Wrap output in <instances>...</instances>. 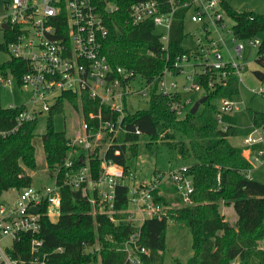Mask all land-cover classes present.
<instances>
[{
	"label": "trees",
	"instance_id": "16d2710c",
	"mask_svg": "<svg viewBox=\"0 0 264 264\" xmlns=\"http://www.w3.org/2000/svg\"><path fill=\"white\" fill-rule=\"evenodd\" d=\"M136 1L94 0L104 14L108 28L103 52L113 69L124 67L154 79L162 74L166 66L171 68L177 56L187 53L182 46L186 38V9H180L174 17L167 59L162 52L160 31L152 22L132 26L128 21L129 8ZM107 3L114 4L118 9L107 13ZM222 5L234 21L233 29L238 39L262 37L255 61L259 69L264 71V15L238 12L225 1ZM3 49L6 51L5 47ZM148 53H153L154 57ZM27 71L28 64L15 58H10L0 66V75L7 76L10 73L18 81ZM199 79L203 86L200 99L205 98L202 109L196 114H191L190 109L183 118L170 109V103L181 97L171 99L158 94L156 83L148 109L128 113L125 118V127L129 132L120 134L116 139L121 145L114 144L107 149L110 136L105 135L101 144L89 153L92 177L97 179L100 175L104 154L128 173L132 161L139 155L142 137L149 139L145 147L150 149L159 140L163 139L168 144L175 139L176 133L180 134L188 142H180L179 152L185 160H194L188 166V174L193 178L195 189L193 204L180 205L181 199L173 186V200L167 199L164 194L159 195V190L154 193L156 202L173 209L169 211L168 218L148 219L142 225L140 245L146 248L147 254L140 255L141 264H164L166 230L170 221L187 225L192 234L193 256L187 263L177 264H264V249L259 247V242L264 239V183L249 177L252 164L244 158L243 149L233 147L229 141L236 133L232 115L225 117V121L230 123L227 131L220 129L215 119L219 110L215 101L237 96L240 93L238 81L233 74L222 78L215 71ZM66 102L74 109L81 110L86 121L96 126V120L88 118L90 112L99 110L96 100L84 96L81 105L77 95L66 92L51 108L42 144L48 169L56 172V180L60 185L61 214L56 222L50 221L48 205L42 203L39 209L41 232L37 237L43 241V246L38 252H32L33 238L29 233H24L8 253L17 264H131L123 249L124 243L135 231V227L125 221L124 211L129 207L128 188H117L115 222L108 215L98 212L100 205L90 203L85 185L78 190L64 185L66 174L85 164L75 159L72 168L64 167L65 159L72 150L69 146L71 138L66 132L54 129L52 116L63 112ZM20 111V108L0 106V129L14 127ZM102 112L105 118H118L117 114L110 116L105 108ZM247 113L251 127L264 130V113L252 110H247ZM37 126L38 120L25 122L17 131L0 139V197L11 189L20 191L32 185V177L26 170L36 167L33 138ZM136 127L140 129L141 135L133 132ZM76 149L85 159L82 148L79 146ZM117 150L119 154L115 153ZM222 204L233 205L237 214L234 225L221 211ZM95 246L97 248L88 251Z\"/></svg>",
	"mask_w": 264,
	"mask_h": 264
},
{
	"label": "built area",
	"instance_id": "2783aa9c",
	"mask_svg": "<svg viewBox=\"0 0 264 264\" xmlns=\"http://www.w3.org/2000/svg\"><path fill=\"white\" fill-rule=\"evenodd\" d=\"M224 0H138L129 8V22L132 26L152 22L160 31L162 52L169 59V34L176 13L186 9L185 19L195 25V46L175 58L173 66H166L162 74L148 79L133 70L124 67L112 68L103 52V43L108 36V28L104 14L94 0H7L6 14L0 18V33L4 36V44L10 58L25 61L28 71L22 75L18 85L30 92L29 100L21 105H8L9 109L20 108L15 126L9 130L0 129V139L9 136L29 121L38 120L40 116L49 114L63 93L77 95L82 105L84 96L99 103L97 112L88 114L89 120H96L92 126L86 119L82 122V132L69 141L72 150L65 159L64 167L72 168L75 159L84 161L78 170L68 172L64 185L78 190L85 185L91 204H98L99 213L106 214L112 221L115 218V201L118 186L128 188L129 207L124 211L125 221L135 227L123 245L127 253V261L141 264L142 254H147L145 247L140 245L141 227L148 219L168 218L171 206L156 202L154 193L162 185L175 187L181 199L180 205L193 204L192 195L195 191L193 178L188 174V166L169 172L157 174L149 179L138 180L130 169L128 173L104 154L100 164V175L92 177L89 165V153L101 144L105 135H109L107 149L114 144L121 145L116 139L122 133H128L125 118L131 112L128 100H146L149 104L151 92L157 83V93L180 100L170 103L171 111L179 118L188 112L187 105L192 100H185L183 95H197L203 92L200 77L215 71L220 77L226 78L233 74L240 86L243 66L238 62L246 48L245 42L234 33V21L223 8ZM118 8L114 4H106V12L112 13ZM7 25V29L4 26ZM188 34H186V37ZM251 47H259L258 37L248 39ZM231 44L232 46H229ZM231 47V48H230ZM224 50L227 51L226 57ZM154 57L153 53H148ZM221 74V75H220ZM183 81H180V78ZM140 81V82H139ZM11 80L0 76V84L9 88ZM140 83L141 87L137 85ZM213 82H211V85ZM254 94L264 96V88L257 89ZM243 101L221 99L220 108L215 119L223 131H227L230 123L225 117L243 105ZM109 115L117 114L116 120L105 118L102 109ZM95 128L97 129L94 132ZM141 135L136 127L133 131ZM243 156L258 162L264 157V130L251 127L244 137ZM81 147L85 159L81 158ZM260 147L256 156H252V148ZM119 154V150L115 152ZM58 172V171H57ZM169 181L170 184L167 182ZM171 186V188H172ZM12 203L0 202V264H17L8 251L13 249L20 236L29 233L32 252H38L43 241L37 236L41 232L40 205H48L47 215L56 222L61 214V192L56 176L53 184L48 187L32 186L17 191ZM37 206V213L31 208ZM97 212V210H95ZM9 239L10 243H5Z\"/></svg>",
	"mask_w": 264,
	"mask_h": 264
},
{
	"label": "rangeland",
	"instance_id": "374dc122",
	"mask_svg": "<svg viewBox=\"0 0 264 264\" xmlns=\"http://www.w3.org/2000/svg\"><path fill=\"white\" fill-rule=\"evenodd\" d=\"M227 3L237 10L238 12H254L256 14L264 15V0H226ZM5 2L7 0H0V18L6 14ZM195 25L185 19V34L188 36L184 39L182 46L184 49H191L195 46L196 37L190 36L195 31ZM262 41V37L258 36ZM4 36L0 33V46L4 44ZM245 42V50L242 58L239 59V63L243 66L242 78L244 84H240V93L234 97L237 101H243V105L238 109L232 111V117L236 125V133L233 137H230L229 141L235 148L245 149L244 137L248 128L251 127V122L248 117L247 110L264 113V96L254 94L259 88H264V82L259 81L254 72L260 70L256 64V57L258 53L257 47H251L247 40H241ZM229 46H232L229 44ZM231 48V47H230ZM226 57H228L227 51L224 50ZM10 59V55L7 51L0 47V66L6 63ZM4 76V75H0ZM8 79L11 80L9 88H4L0 84V106L7 108L8 105L14 103L21 105L30 98V92L28 89H24L18 85V81L12 74H7ZM183 81V78H180ZM140 82V81H139ZM140 83H137L139 85ZM141 87V85H139ZM202 93L197 95H183L185 100H192V104L187 105L189 111L198 99H200ZM218 109L220 108V100L215 101ZM130 105V111L135 112L137 110H146L149 104L146 100H128ZM202 109L200 105L198 111ZM49 114H44L38 119V126L33 138V144L35 146L36 167L35 169H27L26 172L32 177V187L42 188L51 186L55 180L56 172H50L48 169L45 152L42 144V137L47 131V122ZM83 115L81 110L78 111L68 102L65 103V109L63 112H57L53 114L52 120L54 129L58 132H66L70 138L76 136L77 133L82 132ZM149 139L142 137L140 140V151L138 157L132 161L131 170L135 174L138 180L149 179L157 174H168L174 170L181 168L182 166L191 165L194 160H185L179 152L178 146L180 142H188V139L176 133L175 139L170 141L159 140L157 144H153V148L147 149L145 147L146 142ZM174 146V147H173ZM258 147L252 148V156L257 155ZM253 166L249 172V177L258 182L264 183V157H260L258 162L250 160ZM169 184L170 182L167 181ZM170 185H162L160 190L167 199H175L173 190ZM17 197V192L11 189L4 192L0 197V202L8 204L12 203ZM221 211L226 215L230 224L234 225L237 221V214L232 204L221 205ZM5 243H10L9 239H5ZM259 247L264 249V239L259 242ZM97 248L95 246L94 250ZM193 256L192 249V234L187 225L176 224L173 221L168 223L166 230V248L164 251V264H177L178 262L187 263Z\"/></svg>",
	"mask_w": 264,
	"mask_h": 264
},
{
	"label": "water",
	"instance_id": "95a60500",
	"mask_svg": "<svg viewBox=\"0 0 264 264\" xmlns=\"http://www.w3.org/2000/svg\"><path fill=\"white\" fill-rule=\"evenodd\" d=\"M5 29H7V25L4 26ZM254 76L261 82H264V71L262 70H257L254 72ZM205 101V98H201V99H198V101L195 102V104L193 105V107L191 108V111L190 113L191 114H196L200 105ZM37 210H38V207L37 206H34L31 208V212L33 213H37Z\"/></svg>",
	"mask_w": 264,
	"mask_h": 264
},
{
	"label": "crops",
	"instance_id": "0c3cea01",
	"mask_svg": "<svg viewBox=\"0 0 264 264\" xmlns=\"http://www.w3.org/2000/svg\"><path fill=\"white\" fill-rule=\"evenodd\" d=\"M225 2H227L226 0H224ZM224 214V213H223ZM226 216V215H225Z\"/></svg>",
	"mask_w": 264,
	"mask_h": 264
}]
</instances>
